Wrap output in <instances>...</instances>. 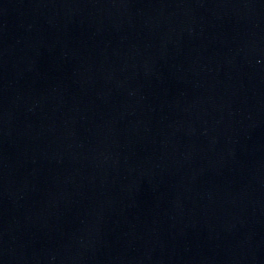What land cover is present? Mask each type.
I'll use <instances>...</instances> for the list:
<instances>
[{
    "label": "water",
    "instance_id": "95a60500",
    "mask_svg": "<svg viewBox=\"0 0 264 264\" xmlns=\"http://www.w3.org/2000/svg\"><path fill=\"white\" fill-rule=\"evenodd\" d=\"M0 264H264V0H0Z\"/></svg>",
    "mask_w": 264,
    "mask_h": 264
}]
</instances>
